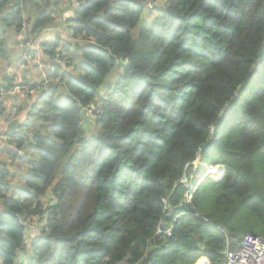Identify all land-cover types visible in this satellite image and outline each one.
<instances>
[{"label": "trees", "instance_id": "obj_1", "mask_svg": "<svg viewBox=\"0 0 264 264\" xmlns=\"http://www.w3.org/2000/svg\"><path fill=\"white\" fill-rule=\"evenodd\" d=\"M70 2L0 0V31L33 46ZM145 3L75 0L68 38L40 45L38 99L1 145L0 264H223L264 239V0H170L152 24ZM201 152L225 172L186 204Z\"/></svg>", "mask_w": 264, "mask_h": 264}, {"label": "crops", "instance_id": "obj_2", "mask_svg": "<svg viewBox=\"0 0 264 264\" xmlns=\"http://www.w3.org/2000/svg\"><path fill=\"white\" fill-rule=\"evenodd\" d=\"M59 0H52V8L56 7ZM74 6L75 0H71L70 3L65 5L62 11L61 20H58L53 26L45 28L41 30L37 35V41L34 45L35 48H39L40 45L46 44L47 42L55 41L58 36L63 38H68L69 36V24L66 22L70 17L74 14ZM57 9V8H56ZM13 32H9L8 34H4L0 36V40L2 42L6 40L5 49L6 54L4 52H0V84H4L5 82H12L14 87H21L24 85V82H27L29 85H34L40 81V78L37 77V73L34 68H29V62L26 58V47L18 44L19 41H16L13 36ZM27 32L24 33V36ZM2 37V38H1ZM20 40V37L18 38ZM43 54V51H42ZM39 51L38 57L41 56L42 60H44L43 55ZM30 60V59H29ZM41 60V59H40ZM33 61V60H32ZM32 61L30 63H32ZM23 71H19V70ZM8 77L11 80H8ZM29 102L26 99V96H19L18 98L8 97L5 101L0 102V121L12 120L15 119L18 115L13 116V109L18 105V108H22ZM17 112V110H16ZM2 146L5 144H1ZM0 145V146H1ZM35 235L34 233L31 234ZM207 260L210 264L209 260L206 258H202L200 260ZM199 261V260H198Z\"/></svg>", "mask_w": 264, "mask_h": 264}, {"label": "built area", "instance_id": "obj_3", "mask_svg": "<svg viewBox=\"0 0 264 264\" xmlns=\"http://www.w3.org/2000/svg\"><path fill=\"white\" fill-rule=\"evenodd\" d=\"M151 3L152 1L147 2L146 4L147 10L154 9ZM73 19L76 20V17L73 16ZM23 26H26V24L24 23ZM25 32L27 31L25 30L24 33ZM22 43H23V46L26 47L27 52L29 51V49H35L34 45L32 46L30 43H25V44L24 42ZM36 49L38 51L45 50V48H41L40 46L39 48H36ZM28 58L33 60L32 56L30 57L28 56ZM39 62H40V58H39L38 63ZM40 72H42V70H40ZM26 93L27 92L23 87H21V89L19 87H14L12 82H5L4 84H0V102L5 101L8 97L18 98L21 95L25 96ZM12 112H13L12 113L13 116H15L16 114L18 115V105L13 109ZM11 142H12L11 137L6 136V135L0 136V145L1 144L9 145ZM199 157L202 159V153H200L197 156V159H199ZM193 166H194L193 172L189 176L187 174L184 175L183 179L180 181V184H182L186 189V193L183 199L184 203L186 204L191 203L196 191L203 184L205 179L210 177L213 180H221L224 175V168L222 166H220L221 169L219 170V173H217L215 172L216 167H219V166L201 165L203 167H201L198 170V173H199L197 175L198 178L196 177L193 179L191 178V176L194 174V171H195V162L193 163ZM167 206L169 207L168 209H170V206L169 205ZM174 213H175V210L174 211L169 210L168 216L171 217L173 216ZM181 216L182 214L176 215V217L172 219L170 223H165V222L160 223L157 227L155 236L156 237H159L161 235L171 236V233L174 229V224ZM35 226L36 224L35 225L30 224L28 226V229L32 231V229L36 228ZM223 264H264V239L258 236L250 235V234L246 235L236 250H231L230 248H228L226 252V259Z\"/></svg>", "mask_w": 264, "mask_h": 264}, {"label": "rangeland", "instance_id": "obj_4", "mask_svg": "<svg viewBox=\"0 0 264 264\" xmlns=\"http://www.w3.org/2000/svg\"><path fill=\"white\" fill-rule=\"evenodd\" d=\"M149 1H152V3H151V5L154 7V9L155 10H152L151 12H149V11H147L146 9H145V13H144V18H143V24H152L157 18H159L160 17V14H159V10L160 9H162L163 7H165L167 4H168V2L170 1V0H146V3L145 4H147V2H149ZM62 8H64V6H62ZM5 26V25H4ZM28 33V32H27ZM1 35H3L2 33H1V31H0V36ZM23 38H24V34L22 35V38L20 37V40H23ZM21 45V44H20ZM4 52V54H6V51H3ZM27 52V51H26ZM29 52V53H28ZM27 52V54H28V56L30 57V56H32L34 59H33V61L30 59V62L32 61V63H28L30 66H29V68H34V66H33V64H37V62L39 61V58L42 60V58H41V56H39L38 57V54H39V52L37 53H32V52H30V51H28ZM32 53V54H31ZM40 53L42 54V50L40 51ZM27 54H26V58H27ZM41 65V64H40ZM260 65H261V62H257L256 63V67L258 68V67H260ZM41 67H42V69H40V67H38V66H36V68H37V70L38 71H40V70H42V71H44V66H42L41 65ZM19 71H23V70H19ZM46 76H47V73L45 74V79H46ZM119 77H120V74L117 72V71H112L109 75H108V77H107V79H106V82H105V84H110V83H114L115 81H117L118 79H119ZM8 80H11V78H9L8 77ZM28 83L27 82H24V85H27ZM29 85V84H28ZM34 85H36V83L34 84ZM87 116H88V121H89V118L91 119V121H92V124L95 126V125H97V121H96V117H95V115H94V111L93 110H89L88 112H87V114H86ZM20 134V133H19ZM19 134L18 135H16V136H19ZM16 136H13V137H11V139H13L14 137H16ZM3 154H5V148L4 147H2V146H0V161L2 162L1 164H0V168L2 167V165H3V161L6 159L5 157H4V155ZM197 159V158H196ZM201 165H207V166H209L210 165V163L208 162V161H205V160H203V159H201L200 157H199V159H197L196 161H195V171H194V174L191 176V178H198V170L201 168V167H203V166H201ZM220 167V166H219ZM217 168L218 167H216V170H217ZM3 169V168H2ZM205 170V169H204ZM200 171H202V170H200ZM210 178V177H209ZM15 182H16V179H14V182H12L11 183V186H13V185H15ZM36 228L38 227V225L36 224V226H35ZM34 233H36V232H34ZM31 260L29 259V262H30Z\"/></svg>", "mask_w": 264, "mask_h": 264}, {"label": "water", "instance_id": "obj_5", "mask_svg": "<svg viewBox=\"0 0 264 264\" xmlns=\"http://www.w3.org/2000/svg\"><path fill=\"white\" fill-rule=\"evenodd\" d=\"M37 99L38 96H34L29 107L26 110L22 111L20 114H18L15 119L0 121V136L6 135L9 137H13L18 135L21 130L25 129V126L28 122L29 114L30 112H32ZM81 115L85 119V121H88V117L86 115L85 110L81 112Z\"/></svg>", "mask_w": 264, "mask_h": 264}, {"label": "bare ground", "instance_id": "obj_6", "mask_svg": "<svg viewBox=\"0 0 264 264\" xmlns=\"http://www.w3.org/2000/svg\"><path fill=\"white\" fill-rule=\"evenodd\" d=\"M220 169H221V168L218 167L217 170H216L215 172L219 173V170H220ZM199 264H209V263H208L207 260H204V259H203V260H200V261H199Z\"/></svg>", "mask_w": 264, "mask_h": 264}, {"label": "clouds", "instance_id": "obj_7", "mask_svg": "<svg viewBox=\"0 0 264 264\" xmlns=\"http://www.w3.org/2000/svg\"><path fill=\"white\" fill-rule=\"evenodd\" d=\"M202 153V152H201ZM211 165V164H210ZM212 166H214V165H212ZM223 167V166H222ZM224 168V167H223ZM224 172H225V169H224ZM223 178V177H222ZM207 179H211V178H207ZM206 180V179H205ZM211 180H213V179H211ZM214 181H220V180H214ZM204 183V182H203Z\"/></svg>", "mask_w": 264, "mask_h": 264}]
</instances>
